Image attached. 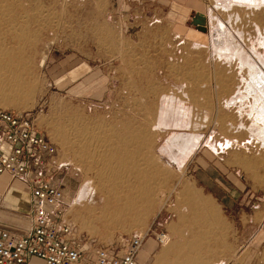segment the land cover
<instances>
[{
	"label": "rangeland",
	"instance_id": "1",
	"mask_svg": "<svg viewBox=\"0 0 264 264\" xmlns=\"http://www.w3.org/2000/svg\"><path fill=\"white\" fill-rule=\"evenodd\" d=\"M263 2L0 0V108L56 146L49 178L81 245L145 234L152 264L167 238V264H207L219 226V264H264L263 237L248 249L264 232L261 96L244 90L264 77Z\"/></svg>",
	"mask_w": 264,
	"mask_h": 264
},
{
	"label": "built area",
	"instance_id": "2",
	"mask_svg": "<svg viewBox=\"0 0 264 264\" xmlns=\"http://www.w3.org/2000/svg\"><path fill=\"white\" fill-rule=\"evenodd\" d=\"M56 153L27 115L0 108V178L26 188L32 215V227L24 233L0 228V264H137L145 234L102 246L80 244L64 221L63 192L49 178L57 169Z\"/></svg>",
	"mask_w": 264,
	"mask_h": 264
},
{
	"label": "crops",
	"instance_id": "3",
	"mask_svg": "<svg viewBox=\"0 0 264 264\" xmlns=\"http://www.w3.org/2000/svg\"><path fill=\"white\" fill-rule=\"evenodd\" d=\"M261 130L263 129H258L256 134L259 135ZM29 198L28 191L20 183L16 181L11 182L7 176H2L0 178V228L28 230L32 227V215L30 212ZM19 211H26L28 216L27 222H21L22 220L18 219L19 217H14V213L19 214ZM215 232V235L218 237L217 244L210 243L206 245L207 252L215 251V253H207V258L204 260L207 264H219V226L215 229ZM257 236L263 237L264 239V232L261 231L253 237L251 244L248 245V249H250L252 245H255ZM147 243L148 241L145 243L143 250H141L137 255V264H152L150 258V246L146 245ZM167 245L163 246L162 250L156 256L155 264L168 263V253L166 254ZM231 262L232 263L227 264H239V261L237 263L236 260ZM175 264L179 263L176 262Z\"/></svg>",
	"mask_w": 264,
	"mask_h": 264
},
{
	"label": "bare ground",
	"instance_id": "4",
	"mask_svg": "<svg viewBox=\"0 0 264 264\" xmlns=\"http://www.w3.org/2000/svg\"><path fill=\"white\" fill-rule=\"evenodd\" d=\"M248 2V1H247ZM264 3V2H263ZM242 4V3H241ZM252 6V5H251ZM215 34V33H214ZM216 40L219 42V40L221 42L222 41V37H223V26L221 24H218V30L216 32ZM6 51V50H5ZM258 73V72H257ZM254 78V77H253ZM247 84V83H246ZM244 90L247 92V95H252V94H256V93H259L261 98L259 101H253L250 103V106H249V116L250 118L252 119V122L253 124H255L256 127H259V128H263L264 127V77L260 76V75H257L254 79L253 82L247 84L245 87H244ZM248 97V96H247ZM258 98V97H257ZM237 98H235L234 100L232 101H229L228 103H226L228 106H233V105H236V103H241L242 101V98L241 97H238V100H236ZM236 100V101H235ZM245 100V99H244ZM242 107V106H241ZM248 107V106H247ZM257 131V130H256ZM94 135V134H93ZM83 138V137H82ZM83 140V139H82ZM78 141V140H77ZM96 147V146H95ZM82 151H85L84 149H82ZM91 155V153H90ZM95 156V154H92ZM101 155V154H100ZM98 156V154H97ZM90 158V157H89ZM95 158V157H94ZM98 158V157H96ZM100 159V158H99ZM84 160V159H83ZM106 161V160H105ZM90 162V161H89ZM99 163V162H98ZM110 165V163H109ZM92 168V167H91ZM90 168V169H91ZM97 168V167H96ZM98 169V168H97ZM102 169V168H101ZM92 170V169H91ZM93 171V170H92ZM103 171V170H102ZM98 172V171H97ZM114 177V176H113ZM105 179V178H104ZM113 179V178H112ZM120 179V178H119ZM106 180V179H105ZM131 184V183H130ZM121 185V184H120ZM101 187L103 185H100ZM126 186V185H125ZM134 186V185H133ZM125 188V187H124ZM123 188V189H124ZM102 190H104V193H105V198H111L114 199V200H117L119 201L120 198H119V195H118V191L114 190L113 186H111L110 188V191H105V189L101 188ZM133 189V188H132ZM119 190V189H118ZM137 191V189H136ZM138 192V191H137ZM143 193V192H141ZM134 194V193H133ZM132 194V195H133ZM139 196V195H138ZM122 197V196H121ZM133 198V197H132ZM128 199V198H127ZM138 199V198H137ZM110 200V199H109ZM89 203L90 204H94L95 203V200L94 199H91L89 200ZM133 203V202H132ZM131 204V203H130ZM104 207V206H103ZM130 208V207H129ZM103 210V209H102ZM166 239V237H165ZM169 243V240L168 238L165 240H163V246L167 245Z\"/></svg>",
	"mask_w": 264,
	"mask_h": 264
}]
</instances>
